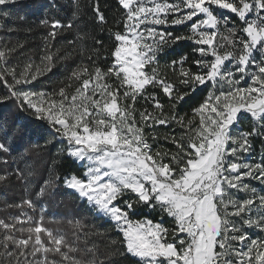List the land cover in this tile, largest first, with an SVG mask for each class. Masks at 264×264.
<instances>
[{"label": "snow or ice", "instance_id": "snow-or-ice-1", "mask_svg": "<svg viewBox=\"0 0 264 264\" xmlns=\"http://www.w3.org/2000/svg\"><path fill=\"white\" fill-rule=\"evenodd\" d=\"M16 2L0 0V7ZM118 3L124 10V30L112 34V62L106 70L96 66L89 56L93 67L78 65L58 91H23L24 85L42 74L41 68L29 61L17 72L15 66L8 65V56L15 49H0V83L9 94L0 96V103L15 98L18 107L46 120L61 140L67 141L68 155L84 162L86 171L82 177H64V186L86 198L114 222L123 236L126 252L139 258L141 264H264V239H251L244 231V226L264 231V214L255 220L250 215L256 199L264 208V195L257 197L256 190L243 183L246 177L264 182V160L248 164L240 158L241 153L249 151V137L261 133L255 127L251 133L239 136L231 132L242 111L264 121V0ZM218 10L235 14L243 26L233 24L221 32L222 20L227 24L229 17ZM96 13L98 21L104 22L99 7ZM40 24L51 29L44 38L46 46L48 38L54 40L59 29L73 27L72 21L64 25L59 20L45 19ZM169 24H190L191 34L174 35L163 27ZM181 40H191L200 59L194 61L197 72L183 67L186 56L171 62L173 71L180 65L178 82L193 92L209 82L213 85L204 101L192 109L191 118L165 114L155 92L145 95L150 86L158 87L177 103L188 95H175L176 85L161 77L158 69V54L169 42ZM80 51L83 53V48ZM94 54L99 58L98 51ZM54 59L48 51L41 61L51 63ZM241 81H247V86H239ZM142 96L146 102L152 101L153 110L145 108L137 119L135 104ZM173 122L184 131L179 137L164 139L174 144L177 151L153 152L146 130L157 125L170 127ZM0 151L8 153L10 149L0 143ZM17 175L25 181L27 197L28 177L32 173L17 169ZM7 179V175H0V181ZM59 179H45L35 192V199L25 198L19 205L9 206L21 208L20 216L11 217L10 222L0 219V255L7 264H84L76 256L82 250L75 243H69L59 229L44 225L42 208L39 219L23 210H35ZM233 190L251 191L252 198L238 200ZM126 195L134 199L124 200L121 205L120 200ZM138 205L159 208L173 218L171 240L169 229L162 223L130 219ZM24 224L30 226L24 228ZM75 226L79 227V221ZM83 251L92 253L94 249ZM57 256L59 260L55 259ZM87 264H95V260Z\"/></svg>", "mask_w": 264, "mask_h": 264}, {"label": "trees", "instance_id": "trees-1", "mask_svg": "<svg viewBox=\"0 0 264 264\" xmlns=\"http://www.w3.org/2000/svg\"><path fill=\"white\" fill-rule=\"evenodd\" d=\"M97 7L104 16V22L97 19ZM220 11L223 12V16L229 17L233 24H239L233 14L218 10ZM4 12L10 14L4 16ZM73 13L76 15L74 16ZM123 14L124 10L118 0H17L10 7H0V49H15L8 56V65L15 66L17 72L29 61L41 68L42 74L37 80L24 85L21 90L53 93L68 83V76L78 65L83 63L90 68L93 67L88 59L89 56L92 61H96V66L105 70L110 66L112 62L110 50L114 46L112 34L124 30ZM45 19L59 20L64 25L72 21L73 27L59 29L54 40L48 38L46 46L44 38L51 29L40 24V21ZM190 26V24L172 25L169 31L174 35L187 36L191 34ZM80 35H83L84 39H79ZM96 41L100 43L97 44ZM195 47L191 40L169 42L164 51L158 54L160 76L167 77L169 82L176 85L175 95L188 93L182 102L177 103L176 100L166 97L158 87H148L145 95L155 92L164 105L165 114L191 118L192 109L198 107L211 90L209 82L206 86L197 87L193 92L191 88L178 82L180 65L177 64L175 71L171 67L173 60L179 61L181 57L186 56L187 60L183 67L193 72L199 71L194 63L200 59L199 53L193 51ZM81 48L83 53L80 51ZM48 51L55 59L51 63H42L41 58ZM95 51L99 52V58L94 54ZM0 67H3L2 63ZM8 82H12L10 76ZM8 95L7 89L0 83V96ZM135 107L137 119H139L138 113L145 108L148 111L153 110L152 101L146 102L143 96L138 99ZM244 117L237 121L231 132L234 136H239L244 132L251 133L255 127L261 133L249 137V158H244L245 153L240 154L243 163H259L264 160V121L258 122L250 117L244 120ZM183 131L180 125L173 122L170 127L157 125L155 128H148L146 135L149 137L148 142L152 145L153 152L159 150L175 153L176 146L164 137L171 135L179 137ZM153 136L158 138L153 139ZM0 143H4L10 149L8 153L0 151V175L8 177L7 180L0 181V219L10 222L11 217L20 216L21 208L9 206L19 205L25 198L35 199V192L39 190V185L43 184L45 179L59 176L56 186L38 203L35 210L26 207L23 210L34 219H39L42 208L44 225L53 230L59 229L69 243H75L82 250L76 253V256L84 264L92 260H95V264H141L139 258L126 252L123 236L115 224L75 191L64 186V177L71 174L83 176V165L67 154V141L61 140L46 120L37 119L31 111L18 107L15 98L0 103ZM165 162H168L167 159ZM17 169L32 173L28 177L30 183L27 197L24 192L25 181L17 175ZM243 183L249 184L250 189L254 188L257 197L264 195V182L246 177ZM233 195L238 200L252 198L251 191L245 193L233 190ZM129 199L133 198L126 195L120 200V204L123 205L124 200ZM261 214H264V208H261L259 200L256 199L250 215L255 220ZM143 218L152 219L168 228L165 219L147 212L146 206H137L135 213L130 214V219L134 221ZM76 221H79V227L75 226ZM237 224L239 225V221ZM22 226L27 228L30 225ZM168 229L171 240V229ZM244 231L251 239H264V231L259 227L244 226ZM2 236L3 231L0 230V238ZM16 236L20 237L21 233L17 232ZM84 249H94V252L88 253L83 251ZM2 251L3 249H0V252ZM32 259L28 257V260ZM55 259L60 258L57 256ZM0 264H7V259L2 255H0Z\"/></svg>", "mask_w": 264, "mask_h": 264}, {"label": "rangeland", "instance_id": "rangeland-1", "mask_svg": "<svg viewBox=\"0 0 264 264\" xmlns=\"http://www.w3.org/2000/svg\"><path fill=\"white\" fill-rule=\"evenodd\" d=\"M223 11H226V12H228V10H223ZM234 16H235V14H233ZM236 17V16H235ZM237 18V17H236ZM238 19V18H237ZM239 21V20H238ZM238 27H242L243 25L241 24V22L239 21V24H236ZM163 27H165L166 28V30L168 31V32H170L169 30L170 29H172V25L171 24H169V25H167V26H163ZM191 27V26H190ZM190 27H189V30H190ZM233 27V23H232V21L230 20V18H229V22L227 23V24H225L224 22H223V20H222V22H221V25H220V31L221 32H224V31H226V28H232ZM231 67V66H230ZM236 79H239V75H237L236 76ZM210 86H211V90H213V85H212V83L210 82ZM239 86H241V87H246L247 86V81H241V83H240V85ZM216 88L218 89L219 88V85H217L216 86ZM227 88V84H225V89ZM24 91H30V90H24ZM36 93H41V92H36ZM44 93H46V92H44ZM243 116H245L244 117V120L246 119V117H250L252 120H255V121H258V120H256V119H254V118H252L251 117V115L249 114V113H246V112H244V111H242L241 113H239L238 114V120L241 118V117H243ZM258 122H261V121H258ZM235 125H237V122L235 123ZM68 151V150H67ZM67 154H68V152H67ZM249 155H250V151H248L247 153H245L244 154V158H249ZM73 158V157H72ZM73 159H75V158H73ZM76 160V159H75ZM78 161V160H77ZM78 163H80V164H82L83 165V174H84V172L86 171V169H85V167H84V162H81V161H78ZM74 191V190H73ZM77 193V192H76ZM78 194V193H77ZM79 195V194H78ZM133 199H134V197L133 196H131ZM83 199H85L86 201H87V199L86 198H83ZM88 202V201H87ZM122 205V204H121ZM138 206H140V207H142V206H144V205H138ZM146 208H147V212H151V213H153V214H156V215H159L160 216V218H163V219H165V221H166V224H167V227L168 228H170V229H172L175 225H174V220H173V218H171V217H169V216H167L165 213H163V212H161L160 211V209L159 208H156V209H152V208H150V207H147L146 206ZM106 217V216H105ZM106 218H108V217H106ZM108 219H110V218H108ZM144 219H148V220H152V219H149V218H143L142 220H144ZM111 220V219H110ZM134 221V220H133ZM136 221V220H135ZM153 221V220H152ZM113 222V221H112ZM114 223V222H113ZM153 223H159V222H155V221H153Z\"/></svg>", "mask_w": 264, "mask_h": 264}]
</instances>
